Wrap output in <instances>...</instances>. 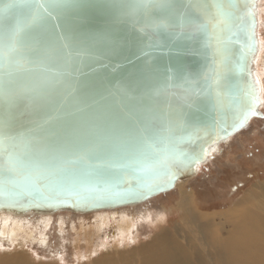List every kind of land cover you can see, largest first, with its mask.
<instances>
[{
	"label": "water",
	"instance_id": "water-1",
	"mask_svg": "<svg viewBox=\"0 0 264 264\" xmlns=\"http://www.w3.org/2000/svg\"><path fill=\"white\" fill-rule=\"evenodd\" d=\"M89 2L72 14L76 32L106 33L105 44L119 51L83 59V74L74 77L80 94L118 93L159 135L139 161L78 182L21 167L17 159L31 145L0 137V211L89 213L143 203L196 176L210 151L245 128L260 107L259 0H172L179 5L172 11L144 0L147 5L126 12L105 6L109 0ZM41 47L25 0H0V117L20 131L35 118L25 61Z\"/></svg>",
	"mask_w": 264,
	"mask_h": 264
},
{
	"label": "snow or ice",
	"instance_id": "snow-or-ice-1",
	"mask_svg": "<svg viewBox=\"0 0 264 264\" xmlns=\"http://www.w3.org/2000/svg\"><path fill=\"white\" fill-rule=\"evenodd\" d=\"M151 3L164 5L169 11L179 6L172 0ZM144 5V0H109L105 4L121 12ZM87 6L89 0H25L30 24L42 44L32 49V59L25 61L31 66L28 91L32 93L35 118L20 131L0 117V137L7 141L20 137L31 145L17 163L59 174L61 181L71 178L78 182L90 173L103 176L122 161H139L159 135L156 128L145 124L140 109L125 103L118 93L105 89L92 96L80 94L74 77L83 74V59L100 60L119 51L105 44L106 33L82 36L76 32L72 14ZM3 89L0 85V95ZM155 190L159 188L148 189Z\"/></svg>",
	"mask_w": 264,
	"mask_h": 264
},
{
	"label": "rangeland",
	"instance_id": "rangeland-1",
	"mask_svg": "<svg viewBox=\"0 0 264 264\" xmlns=\"http://www.w3.org/2000/svg\"><path fill=\"white\" fill-rule=\"evenodd\" d=\"M261 2L264 4V0ZM259 14V19L263 22L264 12L259 11ZM262 82L264 83V78ZM262 113L227 145H221L220 152L210 162L201 165L202 168L192 182L142 203L143 207H139L142 204L136 205L137 208L129 215L139 217L144 213L155 217L162 212L169 214L171 219L165 218L158 223L137 221V229L133 232L134 242L125 243L114 239L113 227H108L107 231L98 236L86 235L81 231L80 224L83 222L91 225L93 217L90 214H84L82 221L79 217L81 215L56 212L45 228V243L41 244L38 239L14 243L4 241L0 245V264H124L122 255L125 252L134 251L150 241L161 228L179 231L181 226L187 225L193 218L204 223L212 217L224 235L231 226L227 218L228 212L236 208L243 199L256 202L260 210H263L259 202L264 197V108ZM253 183L259 184L254 186ZM60 218L65 221L62 231L59 226ZM29 220L43 229L40 217ZM262 229L264 224L259 219L251 231ZM241 239L256 244L260 250L258 255L249 258L264 257V240L255 239L253 235ZM249 261L251 260H245L244 264Z\"/></svg>",
	"mask_w": 264,
	"mask_h": 264
},
{
	"label": "bare ground",
	"instance_id": "bare-ground-1",
	"mask_svg": "<svg viewBox=\"0 0 264 264\" xmlns=\"http://www.w3.org/2000/svg\"><path fill=\"white\" fill-rule=\"evenodd\" d=\"M259 11L264 12V4L261 0H259L258 3V14ZM258 17L260 18V14ZM257 34L261 41V47L259 48L254 63V76L259 86L261 104L256 116L263 114L262 108H264V83L262 82L264 78V21H260ZM253 119H251L250 122ZM245 128L217 144L215 148L210 151L206 163L210 162L216 154L220 152L221 145H227ZM200 168H202L201 165L198 166L196 175L199 173ZM195 177L196 176L179 183L169 192L192 182ZM257 184L259 183H255L254 186ZM160 195L162 194L155 197ZM259 204L263 206L261 207L263 210H260L256 202L253 203L246 198L243 199L236 208L228 212L227 218L228 221L231 222V226L226 230L224 235L222 234V228V232H220V226L213 222L212 217H209L204 223L199 222L197 218H193L187 225L181 226L179 231L161 228L150 241L137 247L134 251L130 250L125 252V254L122 255V258H124L123 262L124 264H244L245 260H251L248 264H264V257L255 256L249 258L260 251L257 249L256 244L245 242L241 239L244 238V236L253 235L255 239L259 238L260 240H264V229L255 232L251 231L252 228H255L259 219L262 220L264 224V214L262 213V211H264V197ZM136 205L138 204L120 206L114 209H100L89 213L73 214L81 215L79 217H81L82 221L85 218L84 214H90V216L93 217L91 225H85L83 222L80 224L81 231L86 233V235L93 234L98 236L102 232L107 231L108 227H113L115 231V235L113 236L114 239L116 238L125 243L135 241L133 232L137 229V221L144 220L146 223H158L164 221L165 218L166 220L171 219L169 214L162 212L156 214L155 217H152L151 214L145 215L144 213L139 217L129 215L133 209L137 208ZM143 206L144 204L139 205V207ZM53 213L14 214L0 211V245L2 246L4 241L14 243L16 241L27 242L35 239H38L41 244L45 243V228L50 223ZM21 216L23 217L21 218ZM24 217L27 219H24ZM39 217L41 219L40 224H43V229L33 224L32 220H29V218ZM64 224L65 221L60 218L59 226L61 231L63 230ZM72 227L78 232L75 226Z\"/></svg>",
	"mask_w": 264,
	"mask_h": 264
}]
</instances>
